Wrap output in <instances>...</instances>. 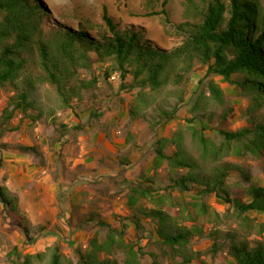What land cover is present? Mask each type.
<instances>
[{
	"label": "trees",
	"instance_id": "1",
	"mask_svg": "<svg viewBox=\"0 0 264 264\" xmlns=\"http://www.w3.org/2000/svg\"><path fill=\"white\" fill-rule=\"evenodd\" d=\"M183 7L181 28L187 36L181 44L165 49L135 29L123 27L107 8L102 19L109 32L91 33L80 23L78 31L66 25H49L41 0H0V91H12L0 114V139L18 131L24 120L37 122L45 116L37 97L41 87L48 86L56 93L62 109L75 111L74 102H81L85 91L97 87V77L85 80L81 75L83 71L94 72L92 53L98 62H111L101 73L105 81L116 73L122 81L121 90H136L129 108L130 120L147 124L156 136L153 174H143L132 183L127 201L130 214L123 218L122 228L105 221L97 208L84 209L77 215L78 225L95 223L98 228L89 240L88 251L69 257L56 243L44 253L22 256L15 250L11 264H142V256L147 253L139 243L126 238V229L128 224L139 231L144 229V219L153 224L171 264H205L200 253L192 249L194 238L212 241V254L224 248L234 264H264V222L254 223L248 216L253 212L264 214V186L247 177L249 185L230 195L227 183L233 172H242L229 157L249 155L263 165L264 171V6L260 0H210L201 6L196 0H184ZM197 65L204 67L205 78L214 75L238 86L250 102L246 126L232 131L230 116L234 109L226 105L220 86L209 82L210 95L200 93L190 109L189 130L198 152L194 155L186 145L183 129L171 137L159 135V130L185 106L189 96L186 83ZM211 101L215 109L210 108ZM51 113L49 118L55 127L57 121ZM18 115L21 118L14 127L12 121ZM92 117H101L99 108ZM206 121L216 128L221 143L195 127V122ZM60 131L64 134L66 126L62 125ZM118 163L125 167L132 162L129 157H120ZM164 167L173 172L175 191L198 190L199 196H215L230 205L241 230L207 232L198 225L181 224L188 219L184 214L190 208L197 209V217L208 215L209 208L205 204L176 205L170 202L171 193L156 197L159 172ZM6 182L4 179L0 185L4 217L33 242L46 227L31 223L19 196ZM142 201L152 207L140 204ZM178 206H183L182 211L173 215L171 208ZM252 236L255 239L251 240ZM150 257L151 264H161L156 253L151 252Z\"/></svg>",
	"mask_w": 264,
	"mask_h": 264
},
{
	"label": "rangeland",
	"instance_id": "2",
	"mask_svg": "<svg viewBox=\"0 0 264 264\" xmlns=\"http://www.w3.org/2000/svg\"><path fill=\"white\" fill-rule=\"evenodd\" d=\"M209 1L196 0L198 6ZM260 1L264 6V0ZM183 2L41 0L46 11L45 21L53 27L66 25L78 31L80 23L91 33H108L102 19L104 8H107L109 15L123 27L135 29L144 34L145 39L165 49L181 44L187 36L181 28L184 23ZM90 56L94 72L83 71L81 75L85 80L97 77V87L85 91L81 102H74L75 111L62 109L56 93L48 86L41 87L37 97L45 116L37 122L24 120L18 131L8 132L0 139V185L6 179L7 186L20 196L22 209L32 223L46 227L41 236L28 242L22 231L4 217L0 205V264H11L15 250L22 256L44 253L56 243H59L62 253L69 257L77 255L78 251H88L89 240L98 228L95 223L79 226L78 213L91 207L97 208L105 221L122 228L123 218L130 214L127 201L132 183L138 182L143 174H153L151 162L156 136L149 131L147 124L133 122L129 117L136 90H121L122 81L116 73L105 81L101 73L110 67L111 62H98L93 53ZM232 79L235 80V77ZM211 81L220 86L225 93L226 105L234 109L230 116V129L239 131L247 124L246 108L250 99L246 92L221 77L211 75L205 78L204 67L197 65L186 83L189 96L185 106L174 120L159 130V135L171 137L174 132L183 129L186 145L194 155L198 152L189 130L188 121L192 118L190 109L200 93L210 95L207 85ZM11 95L10 88L0 91V114ZM98 108L101 117L96 120L92 113ZM210 108H216L212 101ZM50 113L55 115V127L49 118ZM20 118L18 115L12 121V126H17ZM194 124L198 130L203 129L207 137L217 143L222 142L212 124L207 121ZM62 125L66 126L64 134L60 131ZM120 157H129L132 163L121 166L118 163ZM228 160L242 170L240 173L233 172L227 180L230 195L243 191L249 185L247 177L264 186L263 165L258 160L249 155L229 157ZM159 175L156 197L171 193L170 202L176 205L205 204L209 208L208 215L201 217H197V209L190 208L184 214L188 219L181 224L187 227L198 225L207 232L211 229L223 232L241 230L230 205L215 196H199L196 193L198 190L192 193L175 191L171 182L173 172L166 167ZM140 204L152 207V204L143 201ZM182 208H171L170 212L175 215ZM248 216L255 220L254 223L264 222V214L253 212ZM142 224L144 229L140 231L132 224H128L126 229V238L139 243L147 253L142 256V264H151V252L160 256L161 264H171L163 254L153 224L146 219ZM191 246L200 253L205 264L235 263L224 248L212 254L213 242L208 239L194 238Z\"/></svg>",
	"mask_w": 264,
	"mask_h": 264
},
{
	"label": "crops",
	"instance_id": "3",
	"mask_svg": "<svg viewBox=\"0 0 264 264\" xmlns=\"http://www.w3.org/2000/svg\"><path fill=\"white\" fill-rule=\"evenodd\" d=\"M6 185H7V182H6ZM15 193V192H14ZM17 194V193H16ZM18 195V194H17ZM19 196V195H18ZM19 198H20V196H19ZM20 205H21V199H20ZM21 208H22V206H21ZM23 210V209H22ZM25 213V212H24ZM82 213H84V211L82 212ZM26 214V213H25ZM27 215V214H26ZM27 217H28V215H27ZM29 218V217H28ZM29 220H30V218H29ZM31 221V220H30ZM31 223H32V221H31ZM33 224V223H32ZM34 225V224H33ZM39 225V224H38ZM35 226V225H34Z\"/></svg>",
	"mask_w": 264,
	"mask_h": 264
}]
</instances>
